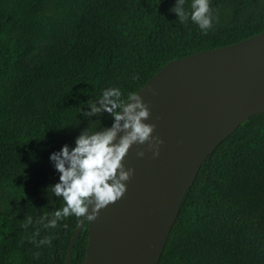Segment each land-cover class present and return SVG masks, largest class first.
<instances>
[{
    "label": "trees",
    "instance_id": "obj_1",
    "mask_svg": "<svg viewBox=\"0 0 264 264\" xmlns=\"http://www.w3.org/2000/svg\"><path fill=\"white\" fill-rule=\"evenodd\" d=\"M175 3L0 0V264H65L82 217L44 226L64 206L49 157L111 126L107 112L84 114L103 91L125 100L173 60L264 32V0H209L207 34L181 23ZM87 238L86 222L71 264L84 263ZM157 264H264V113L204 160Z\"/></svg>",
    "mask_w": 264,
    "mask_h": 264
},
{
    "label": "water",
    "instance_id": "obj_2",
    "mask_svg": "<svg viewBox=\"0 0 264 264\" xmlns=\"http://www.w3.org/2000/svg\"><path fill=\"white\" fill-rule=\"evenodd\" d=\"M136 94L150 112L144 123L154 124L152 135L163 141L159 155L147 143L129 148L122 161L133 169L126 192L94 221L82 217L65 264L86 222L83 264H157L204 160L242 123L264 113V32L173 60Z\"/></svg>",
    "mask_w": 264,
    "mask_h": 264
},
{
    "label": "clouds",
    "instance_id": "obj_3",
    "mask_svg": "<svg viewBox=\"0 0 264 264\" xmlns=\"http://www.w3.org/2000/svg\"><path fill=\"white\" fill-rule=\"evenodd\" d=\"M184 4L185 0H176L171 11L181 23L190 18L207 34L213 19L209 0H192L191 13L185 11ZM121 96L119 89L109 88L90 105V111L84 113L92 117L107 112L113 118L110 127L92 134L85 130L75 138L74 148L64 145L59 152L50 155L60 173L59 182L50 189L56 197L62 198L64 206L52 213V219L44 225L46 228H55L59 220L69 216L78 219L86 216L88 221H94L101 209L121 199L126 192L125 182L133 174V169L125 170L122 161L133 144L147 143L153 157L159 155V145L163 141L152 135L154 124L144 123L150 116L147 105L136 93H129L125 100ZM137 156L143 157L144 152H137ZM31 222L29 217L27 224ZM50 243L51 238L46 237L38 245Z\"/></svg>",
    "mask_w": 264,
    "mask_h": 264
}]
</instances>
